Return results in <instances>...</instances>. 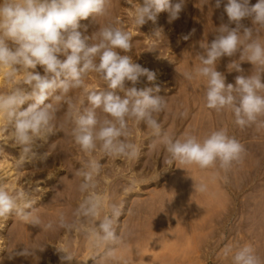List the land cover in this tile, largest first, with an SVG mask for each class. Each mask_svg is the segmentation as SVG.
<instances>
[{
  "label": "rangeland",
  "instance_id": "obj_1",
  "mask_svg": "<svg viewBox=\"0 0 264 264\" xmlns=\"http://www.w3.org/2000/svg\"><path fill=\"white\" fill-rule=\"evenodd\" d=\"M197 1L199 0H185L175 22H169V14L165 11L158 14L154 26L150 27L146 23L139 27L132 21L129 9L131 6L126 0H110V15L96 20L91 16L81 20L80 31L85 32L86 27L85 34L91 36L109 19L119 20L118 26H122L132 36L131 51H121L120 54L130 55L134 63L157 74L154 82L141 77L135 86L138 89L159 86L160 92L156 94L167 101L166 110L157 116L162 131L173 138L182 139L185 135H195L202 140L212 131L224 128L230 136L244 145L246 154L242 163H233L227 171L219 168L218 164L207 169L179 162L169 164L164 145L152 135L151 130L143 122L137 124L129 121V139L140 149L137 158L109 157L99 151L92 153V157L102 165L96 177L97 191L106 198V202L116 197V204L122 205V215L116 225L117 234L128 240L97 248L93 254L85 255L87 260L83 261L86 253L83 248L89 244L85 231L90 225L85 223L80 230L69 232L56 226L61 213L69 221L73 219L66 200L72 195L76 183L82 182L79 176L75 178V173L89 158L74 143L70 134L71 125L65 123L64 106L57 113L55 121L58 128L63 126V130H55L46 138L37 139L33 145L35 156L25 161L20 168L16 166L20 148L12 147L11 141L0 146V160L11 162L10 168L14 169L12 177L16 175L14 180L9 178L10 174L7 175L5 179L9 180L4 181L5 183L2 181L0 186L10 192H28L36 202L35 214L42 220L41 227L27 224L15 215H10L6 221H0V224L3 223V226L0 225V264H101L109 257H115L114 255L115 258L126 259L128 264H233L235 250L244 245H251L261 264H264V128L257 130L255 125L240 128L234 123L231 111L225 110L218 114L215 110L206 108V81L203 78L188 81L182 75L199 66L197 55L204 51L200 45L210 44L215 39L208 36L209 33L205 34L207 24L204 23V26L199 11H187L190 5L188 3L195 4ZM138 2L142 4L143 0ZM176 2L177 0H172V3ZM256 2L257 0L254 4ZM156 29L162 30L163 37L160 39L152 38ZM185 36L188 38L184 39ZM260 36L264 42V30ZM239 55L237 52L232 57L223 56L216 63V70L224 75L226 84L235 85L238 75L247 76L254 72V66L247 61L240 62L242 72L232 70L229 65L233 61H239ZM60 58L63 59L62 56ZM35 71L43 74L39 65ZM91 74L87 79L94 78ZM93 80L97 85L95 89L105 87L99 77ZM125 87H132L131 82H126ZM6 89L5 81L0 83V92ZM118 94L123 96V93ZM70 95L78 100L82 91L74 90ZM27 106L26 103L22 108ZM184 111L187 115L181 117L179 113ZM98 113L100 117L104 115L99 109ZM1 133L0 141H5L6 135L2 130ZM105 173L111 178L108 184L103 178ZM154 174L157 176L151 177ZM117 178L122 184L115 196L113 187ZM200 183L207 185V190L203 193L194 188V184ZM82 196L81 193L75 199L77 207ZM49 221L53 222V229H44L43 224ZM74 245L84 252L72 253ZM25 247L36 250L27 256L15 255ZM60 247H66L73 254L71 262L61 261V256L65 253L58 250ZM109 250L111 255L107 253ZM141 255L142 259L139 258Z\"/></svg>",
  "mask_w": 264,
  "mask_h": 264
},
{
  "label": "clouds",
  "instance_id": "obj_2",
  "mask_svg": "<svg viewBox=\"0 0 264 264\" xmlns=\"http://www.w3.org/2000/svg\"><path fill=\"white\" fill-rule=\"evenodd\" d=\"M126 2L131 6L133 23L140 27L149 21L155 23L158 14L165 11L169 13V22L178 19L185 0ZM223 2L216 0V7ZM109 6L110 0H0V76L7 85V89L0 92V130L6 135L0 146L11 141L12 147L20 148L16 160L20 168L35 156L33 145L37 139L63 130L55 121L57 113L66 105L65 123L71 125L74 143L89 158L75 173L82 178L79 191L83 199L73 212V219L69 221L61 213L56 226L72 231L89 224L85 234L94 248L121 242L116 225L122 215V205L112 203L105 209L96 181L102 165L92 153L137 158L140 149L129 139V121L143 122L151 130L164 145L169 164L179 162L197 165L200 169L218 164L227 171L233 163H242L246 154L244 145L224 128L212 131L202 140L195 135L173 138L162 131L157 116L166 110L167 101L156 94L160 92L159 86L140 89L135 86L141 77L154 82L155 72L134 63L130 55L120 54L131 51V33L118 26L119 20L112 19L91 36L85 34L86 27L85 32L80 31L81 20L90 16L94 20L108 17ZM224 11L235 27L221 25L210 44L200 45L204 51L197 55L199 66L182 75L188 81L196 78L206 81V108L218 114L229 110L237 126L255 125L259 130L264 128V42L260 36L264 30V0H257L254 5L250 0H226ZM244 18H250L253 26L245 27L241 23ZM161 37L162 30L156 29L152 38ZM237 52L239 61L229 65L232 70L242 72L240 62L247 61L254 66V72L238 75L235 85L226 84L224 75L216 70V63L221 57H232ZM38 65L43 74L35 71ZM90 73L97 74L103 81V89L97 90L86 83ZM126 82H131L132 87H125ZM77 89L82 91L78 100L70 95ZM26 103L28 106L22 108ZM98 109L105 114L103 118L98 116ZM179 115L185 117L187 112ZM194 188L203 193L207 185L194 184ZM35 203L26 191L10 192L0 186V221L15 215L27 224L41 227ZM53 227L52 221L43 224L44 229ZM35 250L25 247L15 255L27 256ZM58 250L65 253L61 256L62 262L73 260L66 249ZM232 259L233 264H261L251 245L237 248Z\"/></svg>",
  "mask_w": 264,
  "mask_h": 264
},
{
  "label": "bare ground",
  "instance_id": "obj_3",
  "mask_svg": "<svg viewBox=\"0 0 264 264\" xmlns=\"http://www.w3.org/2000/svg\"><path fill=\"white\" fill-rule=\"evenodd\" d=\"M195 1V0H194ZM254 1L255 0H250V4L251 5H254ZM113 2H114V0H113ZM188 2V1H187ZM226 3V0H224V2L223 3H221V5H220V7H216V0H208V3H205V0H199V1H197L195 4H194V2H189L188 4H190V5H188V10L187 11H194V10H198L199 11V15H200V18H201V21L203 22V24L205 23V24H207L206 26H207V29H206V27H204L205 29H206V33L205 34H207V33H209L208 34V36H212V37H216L217 35H218V32H217V29L221 26V25H223V24H228V26L229 27H235V24H230L229 23V20H228V17H227V14H226V12L224 11V4ZM187 7V6H186ZM114 11V10H113ZM186 11V12H187ZM188 13V12H187ZM187 13H186V15H187ZM169 14V13H168ZM164 15V14H163ZM159 16V15H158ZM184 17V16H183ZM101 18V17H100ZM191 18V17H190ZM199 18V19H200ZM105 21H107V20H105ZM86 22V21H85ZM97 22V21H96ZM99 22V21H98ZM175 22V21H174ZM180 22V21H179ZM84 23V22H83ZM102 23V22H101ZM107 23V22H106ZM156 23V22H155ZM155 23H153V22H151V21H149L148 22V25H150V27H152V26H154L155 25ZM160 23V22H159ZM192 23V22H191ZM241 23L245 26V27H252L253 25H252V21H251V19L250 18H244L242 21H241ZM85 24V23H84ZM93 24V23H92ZM171 24V23H170ZM205 24H204V26H205ZM98 25V24H97ZM130 26V25H129ZM181 26V25H180ZM196 26V25H195ZM148 27V26H147ZM150 27H149V29H150ZM198 27V26H197ZM179 28V27H178ZM195 29V28H194ZM193 29V30H194ZM152 33V32H151ZM206 37H207V35H206ZM135 48V47H134ZM166 71V70H165ZM91 75H93V77L94 78H96L97 79V74H95V73H92ZM157 75V74H156ZM89 77H91V76H88L87 78H89ZM92 77V78H93ZM86 78V83L90 86V87H92V88H95V86H97V85H95L94 84V81L95 80H93V79H87ZM99 81V80H98ZM2 82H4V79H3V77L2 76H0V83H2ZM144 83V82H143ZM2 85V84H1ZM78 90V89H77ZM75 92H76V90H75ZM73 93H74V91H73ZM73 96V95H72ZM122 96V95H121ZM81 97V96H80ZM66 106V105H65ZM58 115V114H57ZM100 114L98 113V116H99ZM105 115V114H104ZM103 115V116H104ZM103 116H101L102 118H103ZM63 119V118H62ZM64 120V119H63ZM142 127H144V126H142ZM137 130V129H136ZM68 132V131H67ZM2 135V133H1V130H0V136ZM69 136V135H68ZM68 138V137H67ZM4 140H6V136L4 137ZM68 142H70V141H68ZM59 144V143H58ZM65 147V146H64ZM67 147V146H66ZM70 148V147H69ZM67 149V148H66ZM71 152V151H70ZM75 156V155H74ZM2 158V157H1ZM64 158V157H63ZM68 158V157H67ZM154 159H156V158H154ZM131 163V162H130ZM10 164H12L11 162H9V161H6L5 159H2V160H0V183L3 181H7V180H9V178L11 177V178H15L16 177V175L15 176H13L12 177V174H11V172H12V169L13 168H10V167H12V166H10ZM141 165V164H140ZM120 166V165H119ZM130 167V166H129ZM104 168V167H103ZM107 168V167H106ZM111 168V167H110ZM113 168V167H112ZM122 168V167H121ZM125 168V167H124ZM14 170V169H13ZM135 170V169H134ZM54 171V170H53ZM57 171V170H56ZM109 171H110V169H109ZM138 171V170H137ZM140 171V170H139ZM104 172H105V170H104ZM112 172V171H111ZM133 172V171H132ZM10 174V176H9V178H7V179H5V177H7V175H9ZM14 174V173H13ZM138 174V173H137ZM73 175H75V174H73ZM70 176V175H69ZM157 175L156 174H154V175H152L151 177H156ZM77 177V175H75V178ZM14 178H13V180H14ZM79 178H81V177H79ZM103 178L105 179V183H107L108 184V182L110 181V177H109V175H107L106 173L105 174H103ZM110 178V179H109ZM134 178V177H133ZM140 178H142V177H140ZM135 179V178H134ZM78 180H81V179H78ZM115 180V179H114ZM143 180H145V179H143ZM10 181H12V180H10ZM135 182H136V180H134ZM138 182V181H137ZM140 182V181H139ZM5 183V182H4ZM8 183H10V182H8ZM13 183H15V182H13ZM12 183V184H13ZM75 184V183H74ZM73 184V185H74ZM122 184V181L121 180H118V178L115 180V184H114V187H113V189H114V192H113V194H115V193H117L118 191H119V189H118V187H119V185H121ZM127 184V183H126ZM10 185V184H9ZM78 185H80V184H78V183H76V186H74V188L72 189V195L71 196H69L68 197V199L66 200V203L70 206L69 207V210L71 211V217H73V212L75 211V209L77 208V204H76V202H75V199L77 198V195H79V194H81L80 193V191H79V186ZM109 185H110V183H109ZM130 185V184H129ZM130 187V186H129ZM61 188V187H60ZM111 188V187H110ZM111 190V189H110ZM121 191V190H120ZM71 192V191H70ZM104 192V191H103ZM112 192V191H111ZM107 193V192H106ZM105 195V194H104ZM107 196V195H106ZM108 196H110V195H108ZM115 196H116V194H115ZM83 197V196H82ZM55 198V197H54ZM104 199H106V198H104ZM60 200H62L61 198H60ZM49 201V200H48ZM57 201V200H56ZM55 202V201H54ZM53 202V203H54ZM52 203V202H51ZM60 204L62 203V202H59ZM112 203H118V199H116V197L114 198L113 197V199L112 200H110V201H105V209L107 210V205H109V204H112ZM46 204V203H45ZM47 204H49V203H47ZM56 205V204H55ZM62 205V204H61ZM127 205V204H126ZM52 206V205H51ZM48 208H50V207H48ZM46 209V208H45ZM54 209H55V207H54ZM57 209V208H56ZM66 209V208H65ZM47 210V209H46ZM48 211V210H47ZM49 214H50V212H49ZM135 214H136V212H135ZM103 217V213L101 214V218ZM70 218V217H69ZM179 220V219H178ZM99 223V221H97V224ZM1 226H3V223L1 222V224H0ZM86 226H88V225H86ZM134 227V226H133ZM1 228V227H0ZM33 228V227H32ZM129 228H131V227H129ZM31 229V228H30ZM83 230V229H82ZM66 231V230H65ZM77 231V230H76ZM85 231V230H84ZM128 231V230H127ZM133 231V230H132ZM62 232H63V230H62ZM61 232V233H62ZM69 232V231H68ZM65 233V232H64ZM75 233V232H74ZM78 233V232H77ZM133 233V232H132ZM70 234V233H69ZM72 235V234H71ZM81 235V234H80ZM120 235V234H119ZM155 235V234H154ZM61 236V235H60ZM64 236V235H63ZM62 236V237H63ZM76 236V235H75ZM57 238V237H56ZM122 238V237H121ZM141 238V237H140ZM85 239V238H84ZM125 239H127V238H125ZM125 239H121V241H124ZM0 240H1V238H0ZM66 240V239H65ZM128 240V239H127ZM57 241V240H56ZM61 241V240H60ZM74 241H75V239H74ZM78 242H79V240H78ZM82 243H83V241H81ZM129 242V241H128ZM57 243V242H56ZM60 243V242H59ZM72 243H73V240H72ZM71 243V244H72ZM89 244H87V247L86 248H83V249H86L85 251H86V253L84 254V259H83V261L84 260H87V259H85V255L87 256V255H91V253L93 254V252H95V250L97 249V248H94V247H92V245H91V243H90V241L88 242ZM74 244V243H73ZM77 244V243H76ZM119 244V243H118ZM57 245V244H56ZM78 245V244H77ZM83 245H85V244H83ZM59 246V245H58ZM60 246H62V245H60ZM70 246V245H69ZM80 247H82V246H80ZM61 248H63V247H60V249ZM112 247H110V249H111ZM129 248V247H128ZM47 249V248H46ZM50 249V248H49ZM52 249V248H51ZM63 249H66V247L65 248H63ZM82 248H79V247H76V245H74L73 246V250H72V253H75L76 254V252H79L80 250H81ZM126 249V248H125ZM69 250V249H68ZM123 250V249H122ZM97 251V250H96ZM62 252V251H61ZM70 252V251H69ZM80 252H84V250L83 251H80ZM130 252V251H129ZM135 252V251H134ZM57 253V252H56ZM106 253V252H105ZM108 253V252H107ZM133 252H131V254H132ZM80 254V253H79ZM82 254V253H81ZM80 254V255H81ZM130 254V255H131ZM52 255V254H51ZM73 255V254H72ZM135 255V254H134ZM44 256V255H43ZM47 256V255H46ZM56 256H58V255H56ZM78 256V255H77ZM115 257H116V255H114ZM89 257V256H88ZM115 257H109L108 258V256H107V260L105 261V262H102L101 264H128V262H127V260L126 259H124V258H115ZM139 258H141L142 259V255H141V257H139ZM76 259V258H75ZM105 259V258H104ZM47 260V259H46ZM146 260V259H145ZM75 261V260H74ZM79 261V260H78ZM58 262V261H57ZM158 262V261H157ZM12 263V262H11ZM20 263V262H19ZM60 263H62V262H60ZM95 264V263H94ZM99 264H100V262H99Z\"/></svg>",
  "mask_w": 264,
  "mask_h": 264
}]
</instances>
